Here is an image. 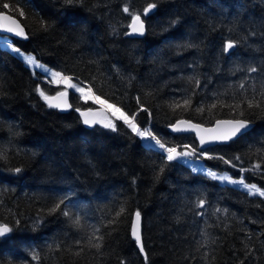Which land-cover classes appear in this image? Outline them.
I'll use <instances>...</instances> for the list:
<instances>
[{
    "label": "trees",
    "instance_id": "trees-1",
    "mask_svg": "<svg viewBox=\"0 0 264 264\" xmlns=\"http://www.w3.org/2000/svg\"><path fill=\"white\" fill-rule=\"evenodd\" d=\"M0 12L27 36L0 37V225L11 229L0 264H264V197L217 179L264 192V0H0ZM133 15L145 23L140 39L127 37ZM46 69L167 148L208 155L187 157L217 178L168 161L123 122L85 128L77 112L98 107L74 91L68 113L49 108L40 91L66 88L41 81ZM179 120L252 127L200 151L192 135L169 132ZM137 211L144 256L131 238Z\"/></svg>",
    "mask_w": 264,
    "mask_h": 264
},
{
    "label": "snow or ice",
    "instance_id": "snow-or-ice-1",
    "mask_svg": "<svg viewBox=\"0 0 264 264\" xmlns=\"http://www.w3.org/2000/svg\"><path fill=\"white\" fill-rule=\"evenodd\" d=\"M67 3H72L73 0H66ZM4 8H9V5L7 3L3 4ZM155 7V4H151L149 5V9ZM125 12H128L129 9L126 7L124 9ZM148 9H145V12H147ZM0 18L2 19H7V20H11L12 18L9 16H5L3 12H0ZM13 24H16L15 20H12ZM132 32L133 33H139V34H143L144 31V24L143 22L140 20V16L139 15H133L132 16V23L130 25ZM16 28H19V25H16ZM7 31L9 32H13L16 31V29L14 28H7ZM17 34L19 35H23V30L20 29ZM232 47H234V44L230 41L227 43L225 50L227 51L228 49H231ZM13 51H16L17 53H19V49H13ZM28 63H33L34 62V58L32 57H27L26 58ZM38 67H43L42 65H37ZM46 71H50L47 70ZM250 71H256L255 68L250 69ZM52 76L54 78H59L58 82H63L66 84V86L68 88H72L74 89L76 92L81 93V96L85 99V101L87 100H92L93 103H98L100 105L106 106V110H111L112 115L116 117V119L119 120H123L125 124H127L133 132H135L138 136H141L142 138H150L151 140L155 141V145H158L160 149H164L165 152L167 153V160L168 161H173L176 160L177 157L180 156H191L196 150L192 149L191 151H185V152H177L175 147H169L166 148L165 144L162 143L159 139H157L151 132H149L147 129L141 131L137 125L133 122V118H129L124 112L121 111L120 108L116 107L113 104H108L106 99H101L100 96L95 95L94 93H92L91 88L89 87L88 90L86 91L85 88L81 87L79 83H72L71 82V78L70 77H62L60 73L58 72H53ZM241 87H243V84L241 85ZM40 95L49 102V106L50 107H57V108H63L66 104L67 101L66 99H64L67 96V91H61L58 92L56 94L55 97H49L47 95H45L44 91H40ZM55 101V102H54ZM188 101H185V104H187ZM68 107H70V105H67ZM253 103L252 101H248V107H253ZM256 107H261V105L259 103L255 104ZM213 107H215V105H213ZM238 107V105H237ZM77 111H79V109H77ZM94 115L93 110L92 109H88L86 112H81V115L84 117V123L91 125V124H95L97 121L96 120H90L88 117L89 115ZM188 123L187 121H178V124H185ZM227 124L229 125L228 129L226 132H218L217 135H214L212 137V139H223V140H227V139H231L232 137L236 136L237 133H239L242 129H246L249 126V122L248 121H244V120H234V121H217V125L220 124ZM105 127H111L113 128V130H115V124L112 123L111 121H109L108 123L104 124ZM190 127L192 129H196L199 131V125H190ZM176 130H183L180 128H177ZM206 131H217L215 129L213 130H206ZM205 142L204 137L201 136V144H203ZM149 148L154 147L151 143L148 144ZM188 146H185V148H187ZM258 167V165H257ZM16 172L21 171L19 168L15 169ZM209 176L213 177V178H217L215 173L209 172L208 173ZM220 180H229L230 178L227 176H221L218 177ZM231 183H239L241 185H243L245 188L249 189V191H259V189L256 188L255 185H247L244 183L243 180H239V181H230ZM260 195L264 196V192H260ZM61 203H63V201H61ZM204 205V201L201 200L198 202V207H203ZM57 208L59 207V205L56 206ZM53 211H55V209H53ZM217 211H220L219 209H217ZM225 212L227 211L226 209L224 210ZM65 216L69 215L68 211H64L63 213ZM140 219V213L139 211L136 212V220H137V225ZM76 224H79V219H75L73 221ZM11 229L8 227L7 224H3L0 225V236L5 235L6 233L10 232ZM133 236L135 237L136 241L138 244H140L141 241V237L139 235L138 232V227L134 226L133 227ZM97 239H102V237H97ZM79 243V242H78ZM94 247H96L97 249L100 248V244L97 243L95 245H93ZM140 251L143 252L144 248L143 245L140 244ZM145 259H147V256H145Z\"/></svg>",
    "mask_w": 264,
    "mask_h": 264
},
{
    "label": "water",
    "instance_id": "water-1",
    "mask_svg": "<svg viewBox=\"0 0 264 264\" xmlns=\"http://www.w3.org/2000/svg\"><path fill=\"white\" fill-rule=\"evenodd\" d=\"M147 9H148L147 12H145V11L143 12V16L144 17H149L154 12V7L150 8V9L148 7ZM4 15L5 16H9L12 19L11 20H7V19L0 18V37H9V38H13V39L19 40L21 42L26 41L27 40V36H26L25 30L20 25L19 21L16 18H14V17H12V16H10V15H8L6 13H4ZM12 20H15L16 24H13ZM140 20L144 24L143 34L133 33L132 32V29L130 27V25L132 23V21H131V23L129 25V28H128L129 30H128V33H127V37L128 38L140 39V38H142L144 36V34H145V23H144L143 18L141 16H140ZM17 24L19 25L18 29L16 28ZM9 27L16 29V31H13V32L7 31V28H9ZM20 29L23 30V35L17 34V32ZM232 49H233V47L231 49H228L227 51L230 52ZM55 96L56 95L49 96V97H55ZM64 99H66L67 104L63 108L50 107L48 101H46L44 98H43V101H44L45 105H47L49 108H52V109L58 111L61 114H66V113H68L71 110V106L70 107L67 106V105H70V103H69V93H67V96ZM83 112H86V111H83ZM93 113H94V115L90 114L88 118L90 120L94 119L97 122L95 124H91V125H88V124L84 123V117L81 115V112H78L77 114H78V116H79V118L81 120L82 125L85 128L91 129V128L95 127V126L104 128L105 127L104 124L106 123V121L104 120L105 112L102 111V110H93ZM179 121H185V120H179ZM223 121H233V120H223ZM190 125H198V124H194L192 122H188V123H185V124H178V121H177L174 125H172L169 128V132L171 134H173V135H192L194 137V139H195V141H196V143L198 145V149L200 151H204V150H206L208 148L215 147V146L226 145L229 142L234 141V140L238 139L240 136H242L243 134L247 133L252 127V125L249 124V126L246 129H242L239 133H237L236 136L232 137L231 139L223 140V139H212V137L214 135H217L218 132H226L228 127H229V125H227V124H223L222 123L220 125H217V122H215L210 127H204L202 125H199V131L196 130V129H192L190 127ZM177 128H180V129H183V130H176ZM213 129H215L217 131H206V130H213ZM201 136H203L204 140H205V142L203 144H201ZM134 226L138 227V232H139V235L141 237V218L139 219V222H138V225H137L136 215H134L133 221H132L131 238L136 243V246H137L138 251L140 252V254L142 256H144V252L140 251V244H142V239L140 241V244H138L136 239H135V237L133 236V227Z\"/></svg>",
    "mask_w": 264,
    "mask_h": 264
},
{
    "label": "rangeland",
    "instance_id": "rangeland-1",
    "mask_svg": "<svg viewBox=\"0 0 264 264\" xmlns=\"http://www.w3.org/2000/svg\"><path fill=\"white\" fill-rule=\"evenodd\" d=\"M27 57H32V56H30V55H24V56H22V58H23V60L27 63V65L31 68V70H41L42 68L41 67H38L37 66V63L34 61L33 63H28L27 62V60H26V58ZM33 58V57H32ZM73 83V82H72ZM66 86V84L65 83H62V86ZM81 86V85H80ZM81 87H83V88H85L84 86H81ZM66 90H71V91H74V92H76L74 89H72V88H68L67 87V89ZM85 90L87 91L88 89L87 88H85ZM68 92V91H67ZM78 94H79V96L82 98V100L83 101H85V99L81 96V93H79V92H77ZM86 102H92V100H87ZM93 103V102H92ZM97 104V103H96ZM109 114H111L112 115V112H111V110H110V113ZM106 119H107V123L109 122V121H111L112 123H114L116 120H114V118L113 117H111V116H108L107 115V113H106ZM106 128H110V127H106ZM142 140V142H143V144L144 145H147L148 144V141L149 140H151L150 138H142L141 139ZM150 143L154 146V147H152V148H157V145H155V141H150ZM148 146V145H147ZM186 162H188V160H186ZM195 164H193V162L192 161H190V163H189V165L190 166H192V167H198V168H202L201 167V165H200V162L199 161H196V162H194ZM204 172V171H203ZM219 181H221V182H226V183H230V180H220L219 178H217ZM232 185H234L235 187H238V188H241V190H246L248 193H250V194H253V195H260V192L259 191H255V190H253V191H249V189H247V188H245L243 185H241V184H239V183H231ZM262 196V195H261ZM262 197H264V196H262Z\"/></svg>",
    "mask_w": 264,
    "mask_h": 264
},
{
    "label": "clouds",
    "instance_id": "clouds-1",
    "mask_svg": "<svg viewBox=\"0 0 264 264\" xmlns=\"http://www.w3.org/2000/svg\"><path fill=\"white\" fill-rule=\"evenodd\" d=\"M51 71V70H50ZM53 72V71H52ZM41 78H43V77H41ZM46 85H48V86H52V87H54V88H59V87H55V86H53L51 83H50V81L49 80H47V82H44ZM45 104V103H44ZM47 106V105H46ZM98 108H95L94 110H102V111H104L105 112V116H106V113H107V115L108 116H111V117H113L114 118V120H116V121H120V122H123L124 123V121L123 120H119V119H116V117L115 116H113V115H111V114H109L110 113V110H106V106H103V105H96ZM85 111H87V110H85ZM83 112V111H82ZM81 121V120H80ZM115 121V122H116ZM125 124V123H124ZM126 125V124H125ZM126 127H128L131 131H132V129L129 127V126H127L126 125ZM103 128V127H102ZM104 128H106V127H104ZM147 129V128H146ZM133 132V131H132ZM139 137V139H140V136H138ZM141 140V139H140ZM166 147V146H165ZM167 148V147H166ZM177 149V148H176ZM178 150V149H177ZM187 150L188 151H191L192 150V148H187ZM163 154V153H162ZM194 155H198V156H200V157H202V158H207L208 157V155H205V154H201L200 152H197V151H195L194 153H193ZM164 155V154H163ZM165 156V155H164ZM166 157V156H165ZM167 159V158H166ZM194 172H196V170L194 169L193 170ZM196 173H199V174H202V175H204V176H206L205 175V173L204 172H196ZM210 179H211V177H209ZM4 236V235H3ZM0 237H2V236H0Z\"/></svg>",
    "mask_w": 264,
    "mask_h": 264
},
{
    "label": "built area",
    "instance_id": "built-area-1",
    "mask_svg": "<svg viewBox=\"0 0 264 264\" xmlns=\"http://www.w3.org/2000/svg\"><path fill=\"white\" fill-rule=\"evenodd\" d=\"M43 73H44V71H42ZM43 79V81L44 82H47V80L46 79H44V78H42ZM59 79V78H58ZM58 79H57V81H56V84H54L55 86H59L62 82H58ZM127 125V124H126ZM128 126V125H127ZM147 130L150 132V129L149 128H147ZM140 139H142V137L140 136ZM150 141L151 140H149L148 141V144L150 143ZM152 141H154V140H152ZM147 144V145H148ZM158 151H161V152H163V154L166 156V158H167V153L165 152V150L164 149H160L159 148V146L157 145V148H156ZM177 150V149H176ZM181 159V158H180ZM181 161V160H180Z\"/></svg>",
    "mask_w": 264,
    "mask_h": 264
},
{
    "label": "flooded vegetation",
    "instance_id": "flooded-vegetation-1",
    "mask_svg": "<svg viewBox=\"0 0 264 264\" xmlns=\"http://www.w3.org/2000/svg\"><path fill=\"white\" fill-rule=\"evenodd\" d=\"M60 92V91H59ZM68 93L70 94V92H69V90H68ZM71 96H73L74 98H76L77 100H81V99H78V97H79V94L77 93V92H73L72 93V95ZM74 98H71V103H75L76 102V100L74 99ZM69 103H70V97H69ZM71 106V105H70ZM78 113V112H77ZM104 120L106 121V123H107V119H106V116H104ZM95 127H97V126H95Z\"/></svg>",
    "mask_w": 264,
    "mask_h": 264
},
{
    "label": "bare ground",
    "instance_id": "bare-ground-1",
    "mask_svg": "<svg viewBox=\"0 0 264 264\" xmlns=\"http://www.w3.org/2000/svg\"><path fill=\"white\" fill-rule=\"evenodd\" d=\"M19 21V20H18ZM19 23H20V25L22 26V24H21V22L19 21ZM23 27V26H22ZM23 29H24V27H23ZM25 30V29H24ZM145 36V35H144ZM2 38H7V39H10V40H13V41H15L16 39H13V38H9V37H2ZM12 46V45H11ZM13 47V46H12ZM13 49H16L15 47H13ZM36 79H38L37 77H36ZM41 79V81H43V79L42 78H40ZM44 82V81H43Z\"/></svg>",
    "mask_w": 264,
    "mask_h": 264
}]
</instances>
